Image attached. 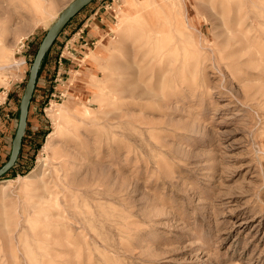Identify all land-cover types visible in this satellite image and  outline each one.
<instances>
[{"label":"rangeland","instance_id":"374dc122","mask_svg":"<svg viewBox=\"0 0 264 264\" xmlns=\"http://www.w3.org/2000/svg\"><path fill=\"white\" fill-rule=\"evenodd\" d=\"M71 1L0 0V164L36 49ZM102 12L88 56L37 79L0 178V264H264V0H92L53 59Z\"/></svg>","mask_w":264,"mask_h":264},{"label":"water","instance_id":"95a60500","mask_svg":"<svg viewBox=\"0 0 264 264\" xmlns=\"http://www.w3.org/2000/svg\"><path fill=\"white\" fill-rule=\"evenodd\" d=\"M90 1L92 0H72L64 7V9L58 14L54 22H52L46 29L36 49L31 66L28 71L26 83L19 101V115L11 140L9 155L5 162L0 166V177L14 165L17 159L22 137L25 132L30 99L34 90L38 69L45 51L50 46L51 42L53 41L59 30L65 25V23Z\"/></svg>","mask_w":264,"mask_h":264},{"label":"crops","instance_id":"0c3cea01","mask_svg":"<svg viewBox=\"0 0 264 264\" xmlns=\"http://www.w3.org/2000/svg\"><path fill=\"white\" fill-rule=\"evenodd\" d=\"M96 13L97 11L94 12V15H96ZM105 21H106V15L105 12L104 13L102 12L98 16H91L90 21L88 23L85 22L80 24L79 26H76L74 28V31L71 32L69 37H65L63 34L65 33V30L64 31L62 30L63 32L61 31L62 32L61 34L62 36H64L62 38L64 43L59 53L60 57L58 56L57 59L56 58L53 59L52 57L53 55L51 54V52L54 51L53 50L54 45H52L47 55L46 61L44 63L43 70L47 69V67H49L50 65L60 67L62 57L72 63H76L74 62V58L78 57L81 54H85L87 48L94 49L98 44V41L100 39L103 30L105 29L104 28ZM61 34L59 33L58 39L61 37ZM55 61L57 62L58 65H56Z\"/></svg>","mask_w":264,"mask_h":264},{"label":"bare ground","instance_id":"6f19581e","mask_svg":"<svg viewBox=\"0 0 264 264\" xmlns=\"http://www.w3.org/2000/svg\"><path fill=\"white\" fill-rule=\"evenodd\" d=\"M126 15H127V13H126ZM129 17H127V19L126 20H122L121 22L125 25L128 21H129ZM127 25V24H126ZM128 25H131V23H129ZM118 27V26H117ZM130 27V26H129ZM134 27V26H133ZM152 30H154V29H152V28H150V34H148V37H147V40L149 41V39H158L159 40V38H160V34L159 33H157V32H154V31H152ZM129 31H130V29H129ZM131 31H132V29H131ZM130 31V32H131ZM133 32V31H132ZM140 32V31H139ZM149 33V32H148ZM141 33H139V35H140ZM142 35V34H141ZM143 36V38H144V35H142ZM140 38H141V36H140ZM161 39V38H160ZM154 40H152L153 42H154ZM145 41V40H144ZM151 41V42H152ZM151 42H149V43H151ZM157 42V45L159 44L158 43V41H155V43ZM175 46V45H174ZM153 47H155L154 46V44H153ZM2 52H3V47H1V49H0V59H1V54H2ZM86 56H88V54H85V57ZM84 59V58H83ZM0 66H2V65H0ZM56 106H59V104H57L56 103ZM52 111H50L49 113L51 114V116H52V118L53 119H56V118H59L60 117V113L59 112H56V109H51ZM60 111H62V113H64V111L63 110H60ZM61 113V114H62ZM59 115V116H58ZM61 116H63V115H61ZM55 132V131H54ZM54 132L53 131H50L48 134H47V136H46V139H45V145H49L50 143H51V140H52V137H53V134H54ZM34 169V168H33ZM33 169H31L28 173H26V174H23V175H19L18 177L19 178H22V179H24V178H27V176H28V174H31L32 172H34L33 171ZM38 174V173H37ZM63 217V216H62ZM61 218V217H60ZM47 224V223H46ZM33 226V225H32ZM31 226V227H32ZM36 226V225H35ZM45 226H47V225H45ZM34 227V226H33ZM32 227V228H33ZM35 228V227H34ZM34 228H33V230H34ZM36 228H37V226H36ZM33 230H32V232H33ZM37 234H39V233H37ZM40 234H42V232H40ZM32 235H33V233H32ZM36 235V234H35ZM34 236V235H33ZM32 236V237H33ZM42 236H43V234H42ZM35 238H37V237H35ZM45 238V237H44ZM24 241H26V240H24ZM33 241V240H32ZM42 242V241H41ZM24 243V242H23ZM23 243H21V245L23 244ZM26 243V242H25ZM32 243V242H31ZM27 244V243H26ZM36 244V243H35ZM42 245V244H41ZM25 246V245H24ZM28 247H29V245H27ZM31 247V246H30ZM36 247V246H35ZM39 247V246H38ZM41 249H43V247L41 246L40 247ZM25 249H27V248H25ZM37 249V248H36ZM39 249V248H38ZM40 249V250H41ZM24 250V249H23ZM29 250H30V248H29ZM28 253V252H27ZM23 254H24V252H23ZM29 254H30V252H29ZM26 257V256H25ZM30 257V256H29ZM27 258V257H26ZM30 259H32L31 257H30ZM34 261V260H33ZM30 262V261H29ZM31 263V262H30ZM37 263V262H36ZM41 263V262H40ZM42 263H43V261H42ZM75 264V263H74Z\"/></svg>","mask_w":264,"mask_h":264},{"label":"trees","instance_id":"16d2710c","mask_svg":"<svg viewBox=\"0 0 264 264\" xmlns=\"http://www.w3.org/2000/svg\"><path fill=\"white\" fill-rule=\"evenodd\" d=\"M86 6V5H85ZM84 6V7H85ZM84 7H82V8H84ZM81 8V9H82ZM80 9V10H81ZM74 16V15H73ZM72 16V17H73ZM71 17V18H72ZM71 18L66 22V24L71 20ZM65 24V25H66ZM55 38H56V36H55ZM55 38L53 39V41L51 42V44H50V46L47 48V50L45 51V53H44V56H43V58H42V60H41V63H40V66H39V69H38V73H37V77H36V82H35V86H34V90H33V93H32V96H31V99H30V103H31V101H32V98H33V96H34V92H35V87H36V83H37V79H38V77L40 76V74H42V72H43V66H44V63H45V61H46V58H47V55H48V53H49V50H50V48H51V46L54 44V42H55ZM30 103H29V106H30ZM28 111H29V107H28ZM27 120H28V114H27ZM26 128V127H25ZM26 130V129H25ZM24 138H25V132H24V134H23V137H22V141H21V145H22V143H23V141H24ZM21 145H20V149H19V153L21 152ZM19 153H18V156H17V159H16V161H15V163H14V165L11 167V168H9V170H7V172L5 173V174H7L8 172H10V171H12V169H14L15 168V166H16V164H17V161H18V158H19ZM9 155V154H8ZM8 155H7V157H8ZM7 159V158H6ZM5 161H3L1 164H0V166L4 163ZM28 170V167H24L23 169H20V172L21 173H25L26 171ZM5 174H3L1 177H3ZM0 177V178H1Z\"/></svg>","mask_w":264,"mask_h":264},{"label":"built area","instance_id":"2783aa9c","mask_svg":"<svg viewBox=\"0 0 264 264\" xmlns=\"http://www.w3.org/2000/svg\"><path fill=\"white\" fill-rule=\"evenodd\" d=\"M60 94H62V93H60Z\"/></svg>","mask_w":264,"mask_h":264}]
</instances>
